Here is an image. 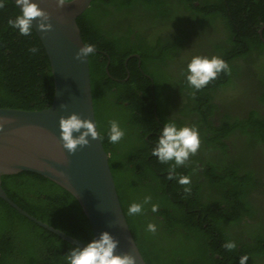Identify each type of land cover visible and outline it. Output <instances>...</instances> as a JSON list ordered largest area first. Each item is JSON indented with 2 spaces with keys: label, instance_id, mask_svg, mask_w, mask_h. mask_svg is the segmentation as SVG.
<instances>
[{
  "label": "trees",
  "instance_id": "16d2710c",
  "mask_svg": "<svg viewBox=\"0 0 264 264\" xmlns=\"http://www.w3.org/2000/svg\"><path fill=\"white\" fill-rule=\"evenodd\" d=\"M3 2L0 108H46L45 49L34 30L24 36L8 24L20 10ZM76 22L83 43L96 47L88 56L95 122L145 263L239 264L247 255L246 264H264V0H92ZM197 55L222 58L230 72L192 88L187 64ZM248 98L260 108L236 113ZM111 120L125 133L118 143L108 139ZM166 121L195 126L201 142L171 180L174 161L152 155ZM180 176L190 177V193ZM1 187L34 218L84 244L93 239L77 200L51 180L22 171L3 175ZM132 203L140 214H128ZM229 241L235 249H225ZM73 246L0 198V264H66Z\"/></svg>",
  "mask_w": 264,
  "mask_h": 264
},
{
  "label": "water",
  "instance_id": "95a60500",
  "mask_svg": "<svg viewBox=\"0 0 264 264\" xmlns=\"http://www.w3.org/2000/svg\"><path fill=\"white\" fill-rule=\"evenodd\" d=\"M11 1L15 4V0ZM91 1L69 0L63 8L57 9L55 0H32L50 13L52 30L41 32L35 20L33 30L49 60L53 97L49 106L40 110L0 108V117L9 121L0 129V198L35 224L73 245L83 247L84 243L19 208L1 187L3 175L22 171L39 174L61 186L77 200L89 222L93 239L107 231L119 241L117 254L130 253L136 257V264H146L121 209L108 154L101 139L92 140L89 137V145L78 147L71 154L60 142L61 116L75 113L96 125L88 57L75 59L84 44L76 20ZM261 30L262 27L259 35L264 41ZM62 104L65 107L61 108Z\"/></svg>",
  "mask_w": 264,
  "mask_h": 264
},
{
  "label": "clouds",
  "instance_id": "9594fccd",
  "mask_svg": "<svg viewBox=\"0 0 264 264\" xmlns=\"http://www.w3.org/2000/svg\"><path fill=\"white\" fill-rule=\"evenodd\" d=\"M69 0H55L57 9L63 8ZM19 6L20 14L15 19H9L8 24L17 29L19 34L29 36L33 30V21H36V27L41 32L52 30L50 13L41 9L37 3L32 0H15ZM3 0H0V9L4 8ZM61 19V18H60ZM38 48L33 46L29 52L36 53ZM96 51L95 45L83 44L77 51L75 59L88 57ZM222 71L230 72L226 61L217 56L211 58L206 56H193L187 64V83L194 89L200 90L206 87L212 80L216 79ZM182 75L184 73H181ZM61 108L65 105H61ZM9 123L4 117H0V129ZM60 142L68 153H75L78 147L89 145V137L92 140L100 139V133L96 130V125L88 120L81 119L79 115L73 113L67 117L59 118ZM74 133L78 135H74ZM124 131L120 128L115 120L109 121L108 139L111 143H118L124 136ZM200 137L198 129L195 126L177 127L175 123L166 121L163 124L161 134L156 146L152 149V155L157 157L161 163L174 161L169 167L168 179L175 176L177 166L184 165L191 155H195L200 148ZM179 184L184 187L185 193H190L191 180L188 176H180ZM151 201L150 196L144 198V204ZM142 204L132 203L128 207L129 215H136L142 212ZM159 205L153 204L152 212H157ZM147 230L151 233L156 232V225L149 223ZM119 241L116 240L109 232H101L98 238L87 242L83 247L73 246L70 251L64 255L66 264H136V257L130 253L117 254L116 249ZM225 249L233 250L236 245L234 242H226ZM248 256H241L239 264H246Z\"/></svg>",
  "mask_w": 264,
  "mask_h": 264
},
{
  "label": "flooded vegetation",
  "instance_id": "af4514ba",
  "mask_svg": "<svg viewBox=\"0 0 264 264\" xmlns=\"http://www.w3.org/2000/svg\"><path fill=\"white\" fill-rule=\"evenodd\" d=\"M249 97H252V93H249ZM248 100L249 101H245V102H243V103H241L240 105H238L237 107H236V113H239V111L240 112H242V113H244L245 112V110L247 109V108H249L250 107V105H253L254 107H256V108H260V106L259 105H256L257 103H255L254 102V100L252 99V98H248Z\"/></svg>",
  "mask_w": 264,
  "mask_h": 264
}]
</instances>
